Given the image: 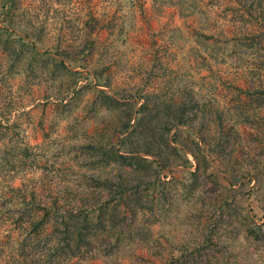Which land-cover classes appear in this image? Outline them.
<instances>
[{"label": "trees", "instance_id": "obj_1", "mask_svg": "<svg viewBox=\"0 0 264 264\" xmlns=\"http://www.w3.org/2000/svg\"><path fill=\"white\" fill-rule=\"evenodd\" d=\"M262 1L255 3L260 5ZM20 2H0V51L12 63L8 71L0 68V78L5 79V73L14 76L16 66L28 54L42 56L44 62L52 61L60 73V68L65 70L73 77L71 84L64 90H42L48 102L59 100L55 103L62 105L57 122L70 119L80 108L76 100L89 85L96 88V97L86 103L93 127L82 133L89 140L77 148L76 154L82 155L77 172L66 178L54 176L48 183L37 172L47 153L46 146L28 144L17 130L18 122L10 121L12 109L0 104V231L4 226L9 231L7 235L18 241L19 260L13 264H66L74 259L98 257H106L105 264H136L133 260L124 263L119 257L125 259L141 249L148 256L158 257L161 264H236L233 252L237 249L241 250V264L264 262V162H212V148L210 156L198 142L194 141L196 148L181 142V127L193 128L201 119L204 127L212 119L206 113L198 115V99L192 92L180 100L154 91L145 93L142 103L134 96L119 99L98 88L107 85L100 84L99 74L91 69L88 75L94 77L95 83L79 86L77 76L83 73L75 70L72 62L83 63L95 50L90 36L100 28L99 19L90 15L84 21L88 36L85 44L75 47L72 54L64 48L56 57L42 53L34 40L16 32L21 24L16 12ZM230 19L241 30V7L234 9ZM251 25L252 22L246 29V50L241 33L234 30L235 37L225 38V43L213 34L198 32L196 38L211 59L205 60L200 50L199 57L212 66L214 61L226 60L242 66L251 49L252 58L259 60L264 71V53L260 52L264 50V35H258L263 32ZM87 49L90 50L86 52ZM244 75L255 78L252 68ZM256 78L259 85L248 92L255 98L249 104L241 101L232 106L233 114L246 123L253 110L264 109V80L260 72ZM4 85L12 90L7 79ZM185 88L190 93L191 89ZM102 110L103 115L113 119L106 130L99 123ZM67 129L72 139L82 138L71 126ZM173 129L175 134L170 137ZM42 131L43 138L50 137L49 132ZM200 133L206 142L207 136ZM188 152L197 160L194 168ZM231 164L234 168L229 169ZM167 205L174 212L181 205L187 206L191 222L186 230L195 234L191 241L172 243L173 250L165 258L160 236L167 240L170 236L165 228L156 230L155 225Z\"/></svg>", "mask_w": 264, "mask_h": 264}, {"label": "rangeland", "instance_id": "obj_2", "mask_svg": "<svg viewBox=\"0 0 264 264\" xmlns=\"http://www.w3.org/2000/svg\"><path fill=\"white\" fill-rule=\"evenodd\" d=\"M255 1L21 0L20 9L16 10L21 24L16 32L34 40L42 53L58 57L57 52L64 48H69L67 52L72 54L77 50L75 47L79 49L86 43L88 36L83 27L84 21L90 15L96 16L100 28L90 36L95 42V50L88 53L83 63L72 62V67L83 73L77 76L80 79L79 86L92 81L95 83L94 77L88 75L91 69L99 74L100 84L107 85H98V88L107 90L119 99L134 96L136 101L142 103L144 99L141 97L154 91L162 96L168 93L180 100L192 92L198 99L195 107L198 115L206 113L205 116L209 115L212 119L204 123V127H201L202 119L193 128L181 127L178 135L181 142L193 148H196L194 141L198 142L205 146L209 155L212 148L215 157H212V162H236L235 165L241 162H264V109L258 112L253 110L247 123L234 115L232 109L236 102L249 104L255 98V95L251 98L248 92L253 91V86L259 85L256 78L259 72L264 80L262 65L259 60L252 58L251 49L246 53V63L242 66H237L231 60L214 61V66L209 65L198 54L200 50L205 60H208L211 59L209 51H204L196 38L198 32L203 31L225 43V38L232 40L235 37L232 33L234 30L241 33L242 47L246 50L245 43L249 41L246 29L251 22V27L255 26L259 32H263L258 35H264V2L259 5ZM236 7H241L244 17L241 30L230 19ZM260 52L264 53V50ZM11 64L0 51V68L8 71V65ZM250 68L255 75L253 80L244 75ZM60 70L61 73L52 61L44 62L42 56L28 54L16 66L14 76L8 77L5 73V79L0 78V104L3 108L12 109L10 121L18 122L17 130L22 132L28 144L35 146L42 143L47 148V153L39 162L41 169L37 171L38 176H44L46 183L54 176L66 178L77 172L82 162V155L76 154L77 148L89 140L82 133L85 130L90 132L93 127L86 103L96 97V88L90 85L76 100L80 102V108L72 113L70 119L57 122L62 105L55 103L59 100L48 102L42 90L50 91L58 87L64 90L71 84L73 77L66 74L65 70ZM6 79L12 90L5 88ZM185 86L191 89L190 93ZM11 100L16 102L9 105ZM103 113L102 110L99 114V123L106 130L113 119L111 115ZM68 126L74 128L82 138L72 139ZM44 129L49 132V138H43ZM175 131L173 129L170 132V137ZM200 132L207 136L206 142ZM188 158L194 168L197 160L189 152ZM228 168L234 166L231 164ZM19 182V179L16 180V183ZM168 207L161 209L165 211L158 215L162 218L155 225L156 230L165 228L170 236L168 240L162 234L160 236L159 245L165 258L173 250L172 243L191 241L195 234L186 230L191 222L190 212H186L187 206H179L176 212L169 211ZM8 232L4 226L0 231V264H13L19 260L18 241L9 237ZM233 253V257L237 258L236 264H241V250L237 249ZM143 256H148V253L141 249L125 259H119L124 263L133 260L136 264H161L158 257L149 254V258L144 259ZM105 260L106 257L80 261L74 259L66 264H105Z\"/></svg>", "mask_w": 264, "mask_h": 264}]
</instances>
